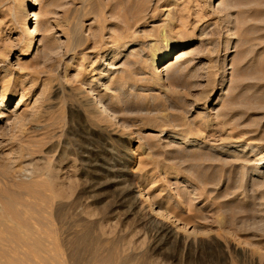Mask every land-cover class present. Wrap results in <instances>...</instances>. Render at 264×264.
<instances>
[{
	"label": "rangeland",
	"instance_id": "374dc122",
	"mask_svg": "<svg viewBox=\"0 0 264 264\" xmlns=\"http://www.w3.org/2000/svg\"><path fill=\"white\" fill-rule=\"evenodd\" d=\"M25 5L0 0V214L61 211L114 264H264V0H37L30 55ZM140 187L192 233L148 251Z\"/></svg>",
	"mask_w": 264,
	"mask_h": 264
},
{
	"label": "bare ground",
	"instance_id": "6f19581e",
	"mask_svg": "<svg viewBox=\"0 0 264 264\" xmlns=\"http://www.w3.org/2000/svg\"><path fill=\"white\" fill-rule=\"evenodd\" d=\"M25 2H26L25 10H28L29 8H31V10H33L34 12L32 15H34V18H35V25L32 22V18H31L32 15H30V19L26 20L23 26L24 32L28 36L26 47L24 49V55H30V54H33L37 50L36 35H37V29L40 26L41 20L39 17V12L35 8V6L37 5V0H25ZM29 13L26 15L27 17L29 16ZM179 44L180 42L179 43L177 42L171 45L170 47L164 49L162 54L155 58L154 60L155 64L160 62V64H163L164 66L165 64H167L170 58H175L174 57L175 55H176V59L174 62H171V63L173 64L177 62L176 64H180L183 61H185L190 56L191 53H194L195 44L178 49ZM157 72L158 74H161L164 71L158 70ZM82 89L86 90L87 92L86 94H93L92 97L94 98L96 102V106L98 107V109H100L101 112L110 113L107 106L104 104L102 98L94 97L96 94L94 92V89L90 88V86H87L85 84L82 86ZM189 143L191 145L197 144L195 143L194 140H191ZM52 186H53V183L51 181V187ZM136 187H139V186L136 184ZM130 190L131 188L129 189V191ZM137 190H138L137 193H139L138 196L142 202L141 209H140L142 210V217L139 219V222L142 223L147 228V232L150 234V237H151L148 251H151V253L160 252L171 241L174 243H180L182 241L183 233H188V234L192 233V231L187 230L188 223H184L175 214V212L170 211V210L167 212H164L161 207L163 205H161L158 202H152L150 204V198L149 196H147V194H144L143 189H141L140 187ZM52 192H53L54 200L57 199L58 197H61V194L58 193V191L55 188L52 189ZM55 201L57 202V200ZM122 201L124 200L122 199ZM74 204L76 203H74L73 201L69 203L68 205L71 206ZM12 207L13 206H11L10 208L9 206L11 210V215H8L7 213L9 208L6 211L7 213L6 215H8L9 217L11 216V219L9 218L8 220L10 221V223H13L14 225H10V223L6 225L5 222H2L1 217H0V264H67L64 261V257L67 256L66 250L68 251L67 243L68 242L74 243V241H77L78 239L80 241L82 240L85 243L86 250H87V253L82 258L81 264H114L115 251L105 248V246L102 243H100L98 240L91 238L89 231H87V229L80 234L78 233L77 235H72V236H70L69 234H68L69 236L66 235V233L64 232V224L62 222L63 218L60 217L59 215L61 211L59 213L58 211L53 213L52 214L53 218H51L52 219L51 221L47 219L48 222H43L37 219L39 218L36 216L37 214L34 215L37 218L32 217V214L30 217L27 216V218L25 217L22 218L21 217L22 215L25 216L28 213L24 212L23 210V212L22 211L21 212L25 213V215L19 214L18 209L20 208L17 207L14 209ZM22 208H24V206ZM44 212L45 211H43V213ZM44 214H46V212ZM1 215L2 214H0V216ZM73 217H74L73 224H77L78 222L84 219L81 213L73 214ZM153 222H155L154 225H153ZM187 241H189V239ZM45 242H49L50 246L46 247L45 245H48V243L45 244ZM191 243L192 241H190V245ZM67 257H68V264L76 263L74 254L68 255ZM117 262L118 261H116V263Z\"/></svg>",
	"mask_w": 264,
	"mask_h": 264
}]
</instances>
